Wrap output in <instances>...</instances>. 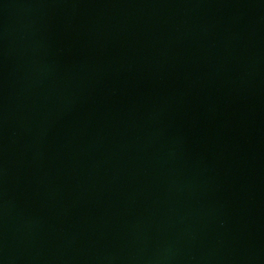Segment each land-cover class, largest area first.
Segmentation results:
<instances>
[{
    "label": "water",
    "instance_id": "95a60500",
    "mask_svg": "<svg viewBox=\"0 0 264 264\" xmlns=\"http://www.w3.org/2000/svg\"><path fill=\"white\" fill-rule=\"evenodd\" d=\"M0 264H264V0H0Z\"/></svg>",
    "mask_w": 264,
    "mask_h": 264
}]
</instances>
